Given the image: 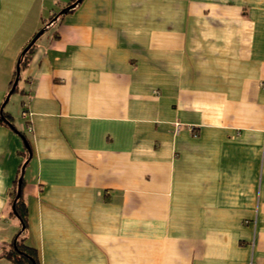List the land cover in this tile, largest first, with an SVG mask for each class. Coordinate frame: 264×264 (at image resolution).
I'll use <instances>...</instances> for the list:
<instances>
[{
    "label": "crops",
    "instance_id": "1",
    "mask_svg": "<svg viewBox=\"0 0 264 264\" xmlns=\"http://www.w3.org/2000/svg\"><path fill=\"white\" fill-rule=\"evenodd\" d=\"M74 1L0 0V264L20 175L39 264H264V0Z\"/></svg>",
    "mask_w": 264,
    "mask_h": 264
},
{
    "label": "trees",
    "instance_id": "2",
    "mask_svg": "<svg viewBox=\"0 0 264 264\" xmlns=\"http://www.w3.org/2000/svg\"><path fill=\"white\" fill-rule=\"evenodd\" d=\"M80 1L81 0H75L71 4H68L65 7H63L59 12H57L55 15L49 18L48 24L46 26L54 24L55 22H57L59 18H62L65 15L72 13L75 10L76 6L80 3ZM46 26L42 31L37 33L31 39V41L24 47L21 54L19 55V58L17 60L14 80L11 82V86H12L10 91L11 94L14 93L16 89L15 82L18 81L19 72L29 64L31 56L36 46V41L43 34V32L46 29ZM9 118L10 117L7 114L1 113L0 116L1 122L4 125L8 126L10 129H12L16 134H18L22 138L23 145H26L27 143L25 140L26 139L25 133H23L22 131H17L12 125V123H10ZM24 125L28 126L29 122L24 120ZM22 165L24 166L25 163ZM22 188H23V179L22 176L20 175L17 177L16 181L14 182V185L9 194V205H8V209H9L8 217L17 223L18 231L11 240V242L9 243L8 249L5 252L4 256L5 259L11 262L12 264H39V259L36 250L29 247L26 244L27 211H26V204L23 199Z\"/></svg>",
    "mask_w": 264,
    "mask_h": 264
},
{
    "label": "rangeland",
    "instance_id": "3",
    "mask_svg": "<svg viewBox=\"0 0 264 264\" xmlns=\"http://www.w3.org/2000/svg\"><path fill=\"white\" fill-rule=\"evenodd\" d=\"M48 32V34H51V32H52V29L50 30H48L47 31ZM47 32L45 33V34H47ZM22 78H23V73H21V75H20V79H19V85H18V88H20L21 86H22ZM16 95H18V94H16ZM19 96V95H18ZM18 96H14L13 97V99H18ZM14 111V113H15V111H17V105H15V107H14V109H13ZM18 112V111H17ZM15 114H17V113H15Z\"/></svg>",
    "mask_w": 264,
    "mask_h": 264
},
{
    "label": "built area",
    "instance_id": "4",
    "mask_svg": "<svg viewBox=\"0 0 264 264\" xmlns=\"http://www.w3.org/2000/svg\"><path fill=\"white\" fill-rule=\"evenodd\" d=\"M22 118H23L24 120H26V112H23V114H22ZM27 130L30 131V127H29V125L27 126Z\"/></svg>",
    "mask_w": 264,
    "mask_h": 264
}]
</instances>
